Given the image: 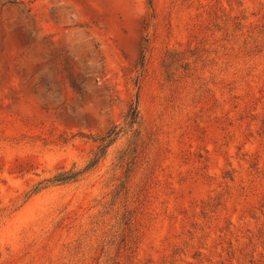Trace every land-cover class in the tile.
<instances>
[{"label":"rangeland","instance_id":"obj_1","mask_svg":"<svg viewBox=\"0 0 264 264\" xmlns=\"http://www.w3.org/2000/svg\"><path fill=\"white\" fill-rule=\"evenodd\" d=\"M0 264H264V0H0Z\"/></svg>","mask_w":264,"mask_h":264},{"label":"trees","instance_id":"obj_2","mask_svg":"<svg viewBox=\"0 0 264 264\" xmlns=\"http://www.w3.org/2000/svg\"><path fill=\"white\" fill-rule=\"evenodd\" d=\"M132 110H133V111H132V116H133L132 119H133V118H135L136 107H134ZM111 135H112V134H108V135L106 136V138L108 139V142H107L105 145L103 144V145L100 147V154L103 155V154L105 153L106 148H107V147L109 146V144H111V142L113 141L112 138H110ZM103 141H106V140L103 139ZM96 157H99V155L97 154ZM98 159H99V158H98ZM71 178H73V177H72V176H65V175L61 174V175L58 176L56 179H54V182H64V181L69 180V179H71Z\"/></svg>","mask_w":264,"mask_h":264}]
</instances>
